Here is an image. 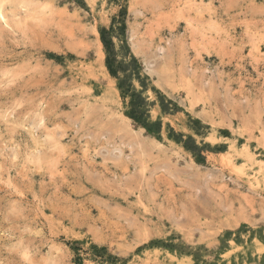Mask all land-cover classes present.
Returning <instances> with one entry per match:
<instances>
[{
    "label": "rangeland",
    "instance_id": "obj_1",
    "mask_svg": "<svg viewBox=\"0 0 264 264\" xmlns=\"http://www.w3.org/2000/svg\"><path fill=\"white\" fill-rule=\"evenodd\" d=\"M0 264H264V0H0Z\"/></svg>",
    "mask_w": 264,
    "mask_h": 264
},
{
    "label": "trees",
    "instance_id": "obj_2",
    "mask_svg": "<svg viewBox=\"0 0 264 264\" xmlns=\"http://www.w3.org/2000/svg\"><path fill=\"white\" fill-rule=\"evenodd\" d=\"M123 27V24H122ZM112 29V27H111ZM100 40L106 53V67L109 74L117 79V88L123 99L129 97L127 114L136 121L145 123L147 117V109L145 108V100L141 93L136 92L131 83L129 82L130 74L125 73V69L121 65L115 66L116 53L114 51V43L110 37V32L105 28L99 30ZM135 62V59H132ZM123 75L120 76L119 73ZM156 122L154 126H158Z\"/></svg>",
    "mask_w": 264,
    "mask_h": 264
},
{
    "label": "bare ground",
    "instance_id": "obj_3",
    "mask_svg": "<svg viewBox=\"0 0 264 264\" xmlns=\"http://www.w3.org/2000/svg\"><path fill=\"white\" fill-rule=\"evenodd\" d=\"M235 168V167H234Z\"/></svg>",
    "mask_w": 264,
    "mask_h": 264
}]
</instances>
